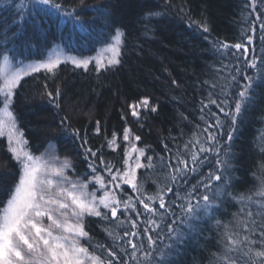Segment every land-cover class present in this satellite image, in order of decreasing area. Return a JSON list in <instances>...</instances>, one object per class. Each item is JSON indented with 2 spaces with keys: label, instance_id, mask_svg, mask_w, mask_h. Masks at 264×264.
<instances>
[{
  "label": "trees",
  "instance_id": "trees-1",
  "mask_svg": "<svg viewBox=\"0 0 264 264\" xmlns=\"http://www.w3.org/2000/svg\"><path fill=\"white\" fill-rule=\"evenodd\" d=\"M22 2L29 3L30 0H0V27L12 23L16 5ZM59 2L77 10L81 16L80 23L86 30L72 22L58 28L56 22L61 17L55 15L47 17V24L42 23L43 31L30 20L26 21L22 34L15 38L17 51L24 63L44 59L56 45L73 56L93 55L111 41L117 29L124 33L118 57L120 63L99 71L92 64L85 70L62 63L55 75L41 70L23 78L15 90L12 108L28 142L27 147L32 154H39L53 145L58 155L71 163L68 175L85 181L93 176L89 162L95 160L98 174L110 181L111 176L99 165L98 158L103 157L116 168L123 169L125 149L129 147V143L123 140L127 127L140 137L136 146L145 150L141 162L147 164L146 157H153L156 167L138 169L137 179L143 183L146 193L154 194L158 184L164 182L166 164H174L172 158L175 153L186 151L185 144L189 145L188 150L192 148L195 143L193 133L201 140L207 136L203 132L206 124L201 120L202 102L208 103L211 94L213 99H227L234 108L239 84L245 82L243 73L247 65L243 49L237 52L235 48L223 49L220 45L225 42L229 45L243 43L249 48V59L253 57V50L256 57H264V42L257 21L258 16L264 20V0H254V6L253 0ZM204 26L208 28L207 32ZM16 30L12 27L10 31ZM248 36L253 37L252 44H248ZM233 75L239 83L231 81ZM247 75H255V70L248 69ZM45 84L53 94L59 88L60 95L55 102H50L46 95ZM144 98L148 99L150 109L142 110L139 118L135 119L129 106ZM151 107L157 110L152 112ZM209 111L216 112L225 121V135L220 137L223 142L227 139L231 120L225 118L215 105L204 109V113ZM204 120L214 123L210 115H204ZM114 133L117 140L115 150L108 145ZM6 144L4 137L0 138V201L7 199L20 175L19 165ZM87 148L97 152V157L89 153L85 159ZM231 153L232 167L229 171L234 178V192L244 193L257 187L260 178L264 177V84L257 85L254 102L239 118ZM215 167L216 157L210 154L208 162L187 177V184L181 180L179 185H173V192L168 193L166 200L175 216L183 215L177 205L188 203L190 198L186 194L192 185L201 177H207ZM122 188L123 193L117 190V195L122 198L136 195L128 185H122ZM88 190L103 195L95 181L89 183ZM177 193L181 199H176ZM192 196L195 199H191V203L195 205L199 201L201 205L200 218L191 221L195 225L194 230L179 225L184 232L183 242L169 254L171 264H213V254L218 255L222 250L224 225L231 226L233 214L242 206L225 195L214 201L205 213L199 194L194 192ZM173 200L174 204L171 203ZM137 207L143 211L138 203ZM154 207L164 211L159 209L158 203ZM130 215L135 218V213ZM175 216L167 215L162 224L159 235L163 239L156 240L159 248L172 242L168 238L166 224L171 223ZM147 218L148 215L144 214L138 221L141 233ZM84 224L90 239L84 238L81 243L89 246L90 250L98 244L106 249L113 244L105 231L106 226L111 227L106 221L86 216ZM153 237L155 239L156 235ZM136 242L146 245L147 237ZM129 264L135 262L130 261Z\"/></svg>",
  "mask_w": 264,
  "mask_h": 264
},
{
  "label": "snow or ice",
  "instance_id": "snow-or-ice-1",
  "mask_svg": "<svg viewBox=\"0 0 264 264\" xmlns=\"http://www.w3.org/2000/svg\"><path fill=\"white\" fill-rule=\"evenodd\" d=\"M16 8L12 23L0 27V55L3 61L0 63V137L6 136L8 150L20 168L19 178L9 191L7 199L0 201V264H129L130 261L135 264H171L169 254L176 250V245L183 242L184 232L179 225L194 230L195 225L191 221L200 218L199 201L195 205L191 203V199H195L192 196L194 192L198 193L200 200L204 202L205 213L214 201L225 195L242 205L238 212L233 214L234 222L231 226L224 225L222 250L218 255L213 254V264H264V177L260 178L259 185L254 189L235 193L234 178L229 171L232 167L231 142L238 130L239 118L254 102L257 85L264 84V57H256L253 50V57L249 59V48L243 43L229 45L225 42L220 45L223 49L235 48L237 52L243 49L244 63L247 65L243 73L245 82L239 84L240 90L234 99V108L227 99H213L211 94L208 103L202 102L201 120L206 124L203 132L207 133V136L201 140L193 133L195 143L192 148L188 150L189 145L185 144L186 151L178 150L175 153L172 158L174 164H166L164 182L158 184L154 194L146 193L143 183L137 179L138 169L156 167L153 157H146L147 164L141 162V157H145V150L137 148L134 142L139 141L140 137L135 136L133 139L127 127L124 129L123 140L129 143V147L125 149L123 169L116 168L110 161L99 157V165L111 176L110 181L98 174L95 160L89 162L93 173L90 180H74L65 174V169L72 167L71 163L67 159L61 162L51 148L40 156H35L27 150L28 142L23 138L18 118L12 108L15 90L23 77L39 73L41 70L55 75L57 67L64 62L87 70L89 64L95 60L97 71L106 65L120 63L118 57L121 54L120 45L124 33L117 29L111 37V42L106 45L103 51L111 53L106 57V63L100 58L62 57L61 52L57 50L44 60L25 65L20 58L21 53L17 51L15 38L22 34L26 21L30 20L36 28L43 31L42 23L47 24V17L55 15L61 17L56 22L58 28L69 22L79 24L81 30L86 28L80 23L81 16L77 10L65 7L59 0H30L29 3L17 4ZM257 21L260 24L261 40L264 42V20L258 16ZM12 27L17 30L11 32ZM204 31H208L206 26ZM247 41L252 44L253 37L248 36ZM248 69L255 70V75H247ZM239 71L238 68L237 72ZM231 81L239 83L235 75L231 77ZM44 89L50 102H55L60 95L59 88L55 94L47 90V84ZM210 105H215L225 118L231 120L230 129L226 133L227 139L223 142L220 137L225 135V121L216 112L204 113V109ZM56 106L59 107V104ZM129 107L132 109V116L138 117V109H148L149 101L144 98L140 104ZM156 110L151 107L152 112ZM204 115H210L214 123L204 120ZM96 131L99 132V127ZM84 143L86 144L87 140ZM116 144L114 133L113 138L108 140V145L115 150ZM85 151V159H88L89 153L92 157H97V152L91 148ZM133 153L137 155L133 157ZM210 154L216 157L215 169L192 185L186 194L190 198L188 203L177 205L183 215L175 216V213L170 211L166 196L173 192V185H179L181 180L187 184V177L198 172L208 162ZM92 181L99 185V191H102L103 195H98L95 190H88ZM214 181L220 183L214 184ZM122 185H128L136 195L127 198L117 195V190L124 192ZM176 199H181L178 193ZM137 203L142 206L143 211L137 207ZM156 203L163 212L154 207ZM171 203L174 204L175 200ZM130 213H135V218ZM144 214H147L148 218L141 233L138 221ZM167 215L175 216L171 223L166 224L168 238L172 242L164 248H159L156 240L163 239L159 233ZM86 216L98 217L111 225L105 227L108 236L113 240L109 248L98 244L90 250L89 246L81 243L82 239L89 238L84 224ZM153 234L156 235L155 239ZM144 237H147L146 245L136 242L143 241Z\"/></svg>",
  "mask_w": 264,
  "mask_h": 264
},
{
  "label": "rangeland",
  "instance_id": "rangeland-1",
  "mask_svg": "<svg viewBox=\"0 0 264 264\" xmlns=\"http://www.w3.org/2000/svg\"><path fill=\"white\" fill-rule=\"evenodd\" d=\"M111 42V41H110ZM109 42V43H110ZM107 45V44H106ZM106 45L105 46H102L101 48H99L93 55H89V56H86V57H77L76 55H74L73 56V54H70V53H68V52H66L65 50H63L61 47H59V45H56V46H53L52 47V49H50V51L48 52V54H47V56L46 57H44V59H46L50 54H55V52L57 51V50H59L60 52H61V55H62V57L63 56H71V57H75V58H77V59H85V58H88V59H92V58H100V59H104L105 60V63H106V57L107 56H110L111 55V53L110 52H104L103 50L105 49V47H106ZM120 48H121V45H120ZM43 58H42V60H44ZM41 61V60H40ZM3 61H2V57H0V63H2ZM36 62H38V61H31V62H27V63H24L25 65H27V64H29V63H36ZM64 63H68V64H71V65H73L72 63H70V62H64ZM62 64V63H61ZM94 65V66H96V64H95V60H93V62L92 63H90L89 65ZM117 65V64H116ZM75 66V65H74ZM107 66V65H106ZM25 77H27V76H25ZM25 77H23V78H25ZM22 78V79H23ZM0 83H2V81H0ZM141 102H139V103H136V104H133V105H137V104H140ZM148 109H150V105H149V108ZM142 110H146V109H144L143 107H141L140 109H138V111H139V116H140V112L142 111ZM131 112H132V109H131ZM139 116L138 117H133V118H135V119H138L139 118ZM131 137L134 139V137H135V135L131 132ZM0 138H3V137H0ZM24 138V137H23ZM4 139L6 140V142H7V146H8V141H7V138H6V136L4 137ZM135 143H136V141H134ZM129 145V144H128ZM51 148V150H52V152H53V154L54 155H56L58 158H59V160L62 162V161H64L66 158H62V157H60L59 155H58V153H57V151H56V149L54 148V146L53 145H49L42 153H39V154H33V155H35V156H40L41 154H45L49 149ZM27 150L29 151V149H28V147H27ZM133 155V157H135L136 155H137V153H133L132 154ZM69 161V160H68ZM68 169L69 168H67V169H65V174L69 177V178H71V179H76V178H74V177H70L69 175H68ZM81 180V179H80Z\"/></svg>",
  "mask_w": 264,
  "mask_h": 264
}]
</instances>
